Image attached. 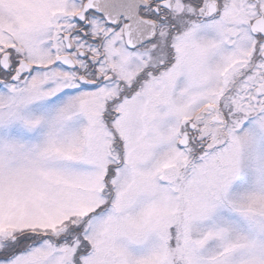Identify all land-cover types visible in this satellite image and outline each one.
Instances as JSON below:
<instances>
[{
	"label": "snow or ice",
	"instance_id": "obj_1",
	"mask_svg": "<svg viewBox=\"0 0 264 264\" xmlns=\"http://www.w3.org/2000/svg\"><path fill=\"white\" fill-rule=\"evenodd\" d=\"M0 264H264V0H0Z\"/></svg>",
	"mask_w": 264,
	"mask_h": 264
}]
</instances>
